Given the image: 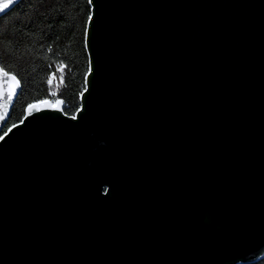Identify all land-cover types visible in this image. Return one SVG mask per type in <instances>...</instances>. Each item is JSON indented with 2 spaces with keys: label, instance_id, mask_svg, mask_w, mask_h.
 <instances>
[{
  "label": "water",
  "instance_id": "1",
  "mask_svg": "<svg viewBox=\"0 0 264 264\" xmlns=\"http://www.w3.org/2000/svg\"><path fill=\"white\" fill-rule=\"evenodd\" d=\"M89 5L77 110L0 109V264L264 259V0Z\"/></svg>",
  "mask_w": 264,
  "mask_h": 264
},
{
  "label": "trees",
  "instance_id": "2",
  "mask_svg": "<svg viewBox=\"0 0 264 264\" xmlns=\"http://www.w3.org/2000/svg\"><path fill=\"white\" fill-rule=\"evenodd\" d=\"M89 15V0H21L0 18V63L21 81L5 128L35 101L60 98L67 115L77 110L88 69Z\"/></svg>",
  "mask_w": 264,
  "mask_h": 264
},
{
  "label": "snow or ice",
  "instance_id": "3",
  "mask_svg": "<svg viewBox=\"0 0 264 264\" xmlns=\"http://www.w3.org/2000/svg\"><path fill=\"white\" fill-rule=\"evenodd\" d=\"M15 2H16V0H0V13L5 12V10L9 9L10 6L13 5ZM89 2H91V0H89ZM88 19L91 20L92 17L89 16ZM85 35H87V33H85ZM89 71H91V69H89ZM0 78H3L5 83H8L9 79L11 81L15 82V85H14L12 91L8 92L7 94H5V92L2 90V86H0V100L4 101V103L0 104V109H3L4 113L6 114L7 113V102L11 101L13 99V94L15 93L16 89L21 86V81L19 79H17V75H12L9 78V72L4 71L2 67H0ZM61 81H63V75L62 74H61ZM48 83L51 84L52 80H48ZM80 95L82 96L83 93H80ZM59 104H61V102L58 100L57 105H59ZM28 107H29V109H31L34 107V105H29ZM4 118H5V116L0 114V120H3ZM73 118H75V117H73ZM21 122H23V121H21ZM13 127H15V125H13ZM0 139H3V137H0Z\"/></svg>",
  "mask_w": 264,
  "mask_h": 264
}]
</instances>
